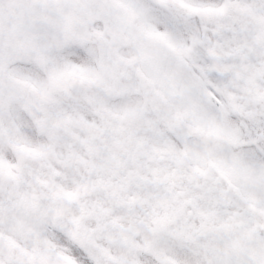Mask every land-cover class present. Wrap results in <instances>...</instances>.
<instances>
[{
	"label": "snow or ice",
	"instance_id": "1",
	"mask_svg": "<svg viewBox=\"0 0 264 264\" xmlns=\"http://www.w3.org/2000/svg\"><path fill=\"white\" fill-rule=\"evenodd\" d=\"M0 264H264V0H0Z\"/></svg>",
	"mask_w": 264,
	"mask_h": 264
}]
</instances>
